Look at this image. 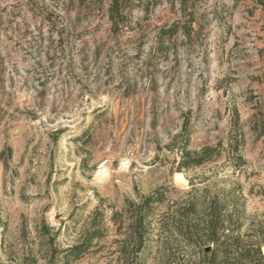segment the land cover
Wrapping results in <instances>:
<instances>
[{
    "label": "rangeland",
    "instance_id": "374dc122",
    "mask_svg": "<svg viewBox=\"0 0 264 264\" xmlns=\"http://www.w3.org/2000/svg\"><path fill=\"white\" fill-rule=\"evenodd\" d=\"M110 2L0 0V264H120L113 214L157 189L158 221L216 195L264 213V7L120 0L114 30ZM187 140L221 154L181 167Z\"/></svg>",
    "mask_w": 264,
    "mask_h": 264
},
{
    "label": "trees",
    "instance_id": "16d2710c",
    "mask_svg": "<svg viewBox=\"0 0 264 264\" xmlns=\"http://www.w3.org/2000/svg\"><path fill=\"white\" fill-rule=\"evenodd\" d=\"M255 3L264 7V0ZM108 13L113 29L119 28L125 18L120 0H111ZM187 144L180 148L181 167L200 166L221 154L217 146L191 151ZM164 199L165 192L157 189L139 201L128 199L123 212H114L113 220L120 215L118 223L125 229L120 264L146 263L144 257L151 252L154 264H264V213L248 215L244 200L216 195L190 197L158 221L155 208ZM99 235L93 229L66 249L63 259L81 258Z\"/></svg>",
    "mask_w": 264,
    "mask_h": 264
},
{
    "label": "water",
    "instance_id": "95a60500",
    "mask_svg": "<svg viewBox=\"0 0 264 264\" xmlns=\"http://www.w3.org/2000/svg\"><path fill=\"white\" fill-rule=\"evenodd\" d=\"M210 249V247H207V250H209Z\"/></svg>",
    "mask_w": 264,
    "mask_h": 264
}]
</instances>
